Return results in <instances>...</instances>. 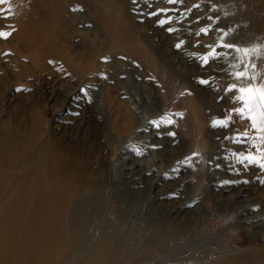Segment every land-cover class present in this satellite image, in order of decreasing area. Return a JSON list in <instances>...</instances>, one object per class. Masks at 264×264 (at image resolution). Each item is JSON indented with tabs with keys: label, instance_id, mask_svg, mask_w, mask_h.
<instances>
[{
	"label": "rangeland",
	"instance_id": "obj_1",
	"mask_svg": "<svg viewBox=\"0 0 264 264\" xmlns=\"http://www.w3.org/2000/svg\"><path fill=\"white\" fill-rule=\"evenodd\" d=\"M24 2L62 51L49 48L44 62H34L9 9L14 2L0 3V33L8 34L0 36V135L21 145L33 138L34 148L67 155L85 146V124L93 178L119 182L110 211L137 196L175 221V203L189 205L191 218L183 215L192 236L164 246L157 263L227 245L236 264H256L264 237V137L238 111L240 64L222 39L223 24H238H220L207 0ZM128 155L145 174L139 186L121 176L120 158Z\"/></svg>",
	"mask_w": 264,
	"mask_h": 264
},
{
	"label": "bare ground",
	"instance_id": "obj_2",
	"mask_svg": "<svg viewBox=\"0 0 264 264\" xmlns=\"http://www.w3.org/2000/svg\"><path fill=\"white\" fill-rule=\"evenodd\" d=\"M11 1L14 4L9 9L21 24L19 36L29 45V57L34 62H44V51L49 48L62 51V45L48 41L46 30L41 26L33 6L26 5L24 0ZM207 1V5H213L220 24L223 21L238 24L222 25V39L232 45V58L240 64V72L235 77L237 83L243 88L264 86V0ZM73 55V61H78L81 68L87 69L89 65L84 62L85 58ZM84 125L79 131L87 141L85 146H81L78 152L69 150L68 156L48 150L43 144L38 149L34 148L33 138L21 145L15 138L0 135V264L237 263L233 255L235 249L227 245L217 251L195 250L180 262L157 263L155 260L164 246L170 248L179 241L185 244L192 236V226L185 224L186 219L191 218L189 205L175 203L173 209L179 216L181 213L175 221H170L168 214L162 211L161 216L154 213L146 200L148 198L135 201L137 196L127 197L125 203L110 211L112 206L107 202L117 192L119 182L108 181L106 185V181L93 178L92 142ZM261 133L264 137V132ZM260 148L264 151V142ZM120 159L121 176L127 179L125 182L139 186L145 174L138 169L137 157L128 155ZM156 177L159 179V174ZM168 191L166 189V193ZM117 199L120 200L119 197ZM183 213L189 214V218ZM262 248L256 253V264H264V237Z\"/></svg>",
	"mask_w": 264,
	"mask_h": 264
},
{
	"label": "snow or ice",
	"instance_id": "obj_3",
	"mask_svg": "<svg viewBox=\"0 0 264 264\" xmlns=\"http://www.w3.org/2000/svg\"><path fill=\"white\" fill-rule=\"evenodd\" d=\"M3 2L5 0H0V3ZM6 35L8 34L0 33V36ZM239 91L242 95L237 97V99L242 101L244 107L238 111L251 121L253 129L264 132V86L260 88H242ZM245 96H247V99ZM245 108L248 109L247 113H245Z\"/></svg>",
	"mask_w": 264,
	"mask_h": 264
}]
</instances>
